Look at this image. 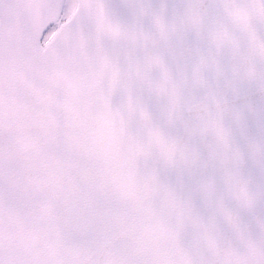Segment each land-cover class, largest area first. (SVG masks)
<instances>
[{"label":"snow or ice","instance_id":"1","mask_svg":"<svg viewBox=\"0 0 264 264\" xmlns=\"http://www.w3.org/2000/svg\"><path fill=\"white\" fill-rule=\"evenodd\" d=\"M0 264H264V0H0Z\"/></svg>","mask_w":264,"mask_h":264}]
</instances>
